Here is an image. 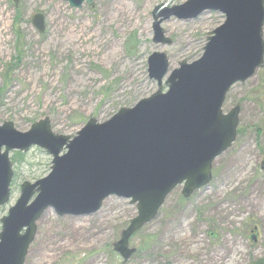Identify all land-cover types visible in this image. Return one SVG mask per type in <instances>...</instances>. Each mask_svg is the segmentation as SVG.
Masks as SVG:
<instances>
[{"label":"rangeland","instance_id":"obj_1","mask_svg":"<svg viewBox=\"0 0 264 264\" xmlns=\"http://www.w3.org/2000/svg\"><path fill=\"white\" fill-rule=\"evenodd\" d=\"M187 1L93 0L92 6L77 9L63 0H22L18 8L12 0H0V125L13 122L25 133L49 120L55 134L73 138L91 119L104 123L122 108L167 92L171 73L181 62L200 59L209 36L225 21L214 11L189 21L172 17L161 25L171 45L155 44L154 9ZM37 12L46 18L44 34L32 24ZM78 30L83 37L76 40ZM154 53L169 60L171 72L161 87L149 77ZM235 107L240 109L238 137L214 162L211 182L189 199L182 187L175 189L158 217L130 239L136 249L131 258L124 260L114 245L137 208L130 200L110 197L93 216L60 217L47 210L25 264H252L264 259V67L232 87L224 110ZM17 154H10L11 199L0 208V220L19 200L23 183L34 184L52 171L53 157L40 148Z\"/></svg>","mask_w":264,"mask_h":264},{"label":"water","instance_id":"obj_2","mask_svg":"<svg viewBox=\"0 0 264 264\" xmlns=\"http://www.w3.org/2000/svg\"><path fill=\"white\" fill-rule=\"evenodd\" d=\"M12 1L18 7L22 0ZM63 1L77 9L93 5V0ZM211 11L223 14L224 23L209 36L200 59L181 62L171 73L167 92L122 108L104 123L91 119L73 138L55 134L49 120L25 133L13 122L0 125V207L11 198V152L39 147L53 156L50 175L24 183L16 205L1 219L0 264H25L47 210L60 217L93 216L113 196L131 200L138 212L114 245L128 260L136 253L129 245L132 236L157 218L177 187L183 186L189 198L211 182L214 162L238 136L240 109L225 113L227 96L264 67V0H188L153 11V42L161 45L172 43L162 23L172 17L194 20ZM32 24L40 34L46 32L42 12ZM148 65L150 79L161 87L171 72L167 56L154 53Z\"/></svg>","mask_w":264,"mask_h":264},{"label":"bare ground","instance_id":"obj_3","mask_svg":"<svg viewBox=\"0 0 264 264\" xmlns=\"http://www.w3.org/2000/svg\"><path fill=\"white\" fill-rule=\"evenodd\" d=\"M75 37H77L76 40H79L80 38H82L83 37L82 32L80 30H78L77 32H75Z\"/></svg>","mask_w":264,"mask_h":264},{"label":"trees","instance_id":"obj_4","mask_svg":"<svg viewBox=\"0 0 264 264\" xmlns=\"http://www.w3.org/2000/svg\"><path fill=\"white\" fill-rule=\"evenodd\" d=\"M17 155H18V157H21L22 156V154H20V153H18Z\"/></svg>","mask_w":264,"mask_h":264},{"label":"flooded vegetation","instance_id":"obj_5","mask_svg":"<svg viewBox=\"0 0 264 264\" xmlns=\"http://www.w3.org/2000/svg\"><path fill=\"white\" fill-rule=\"evenodd\" d=\"M256 229H257V228H256ZM255 231H256V230H255ZM253 232H254V231H252V234H253ZM253 238H254V237L252 236V239H253Z\"/></svg>","mask_w":264,"mask_h":264}]
</instances>
